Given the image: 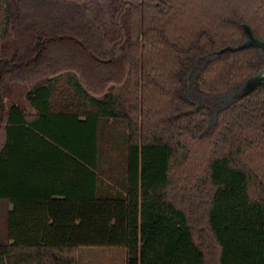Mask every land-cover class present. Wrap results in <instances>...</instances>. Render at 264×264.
Listing matches in <instances>:
<instances>
[{
    "label": "trees",
    "instance_id": "obj_1",
    "mask_svg": "<svg viewBox=\"0 0 264 264\" xmlns=\"http://www.w3.org/2000/svg\"><path fill=\"white\" fill-rule=\"evenodd\" d=\"M243 25L264 0H0V264H264Z\"/></svg>",
    "mask_w": 264,
    "mask_h": 264
},
{
    "label": "rangeland",
    "instance_id": "obj_2",
    "mask_svg": "<svg viewBox=\"0 0 264 264\" xmlns=\"http://www.w3.org/2000/svg\"><path fill=\"white\" fill-rule=\"evenodd\" d=\"M11 100L23 104L22 92H16ZM125 258L126 253L123 249L81 248L78 250V264H125Z\"/></svg>",
    "mask_w": 264,
    "mask_h": 264
},
{
    "label": "water",
    "instance_id": "obj_3",
    "mask_svg": "<svg viewBox=\"0 0 264 264\" xmlns=\"http://www.w3.org/2000/svg\"><path fill=\"white\" fill-rule=\"evenodd\" d=\"M242 31L245 35L246 41L236 48H227L225 50L236 52V51H240V50H243L246 48L256 47V48L260 49L264 55V43L252 35L251 30L249 29L248 26L243 25ZM260 85H264V71L261 75L249 80L245 84L243 89L236 94V96L238 97L240 94L247 95L251 91H253L257 86H260Z\"/></svg>",
    "mask_w": 264,
    "mask_h": 264
},
{
    "label": "crops",
    "instance_id": "obj_4",
    "mask_svg": "<svg viewBox=\"0 0 264 264\" xmlns=\"http://www.w3.org/2000/svg\"><path fill=\"white\" fill-rule=\"evenodd\" d=\"M10 208H11V207H10ZM10 208H9V209H10Z\"/></svg>",
    "mask_w": 264,
    "mask_h": 264
}]
</instances>
